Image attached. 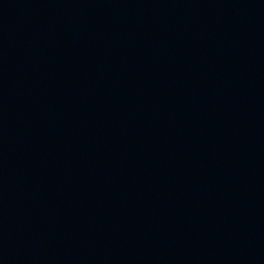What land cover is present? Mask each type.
<instances>
[{
  "label": "water",
  "instance_id": "1",
  "mask_svg": "<svg viewBox=\"0 0 264 264\" xmlns=\"http://www.w3.org/2000/svg\"><path fill=\"white\" fill-rule=\"evenodd\" d=\"M0 264H264V0H0Z\"/></svg>",
  "mask_w": 264,
  "mask_h": 264
}]
</instances>
